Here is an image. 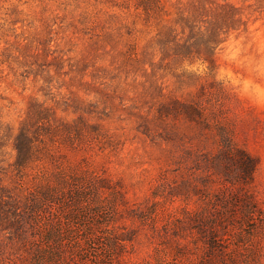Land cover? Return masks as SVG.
Listing matches in <instances>:
<instances>
[{"label": "rangeland", "instance_id": "obj_1", "mask_svg": "<svg viewBox=\"0 0 264 264\" xmlns=\"http://www.w3.org/2000/svg\"><path fill=\"white\" fill-rule=\"evenodd\" d=\"M138 3L0 0L1 200L19 201L1 203L0 264H264V0ZM228 6L246 28L211 65L198 31L164 55L165 32ZM225 147L253 159L245 184L212 166Z\"/></svg>", "mask_w": 264, "mask_h": 264}, {"label": "trees", "instance_id": "obj_2", "mask_svg": "<svg viewBox=\"0 0 264 264\" xmlns=\"http://www.w3.org/2000/svg\"><path fill=\"white\" fill-rule=\"evenodd\" d=\"M158 0H139L138 5L142 6V9L146 13V15H149V11L153 10L151 6L156 7ZM217 8H222L221 4H216ZM230 10H222V11H216V17L215 21L213 23L208 22L207 24H204V29L201 28L198 30L194 29L193 24H188L189 27V33L185 36L183 41L180 39H176L175 35L172 34L171 31L165 32L164 35H162L163 40V48H164V55L166 54V51L168 49H171L173 51L174 58H178L180 56H186L193 52V47L190 42V37L193 33L196 31L199 32L200 41L201 44H203L206 48V53L203 57V59L210 63V65L213 62V55H214V48L223 41L221 34L222 32H227L230 29H238L240 27L246 28L247 22L244 21L239 13L237 12L236 8L233 6H228ZM161 36V34H160ZM200 56V55H199ZM180 104V103H179ZM182 105V104H181ZM186 108H184V111H186L188 114H191V111H189L190 106L185 105ZM45 109H40L36 111V119H43V113ZM188 110V111H187ZM42 115V116H41ZM35 119V120H36ZM32 122V120L25 121L18 132L17 138L15 140V148L17 150V155L15 159V165L17 168H22L26 166L29 163L30 157L32 155V146H33V136L29 134V127L28 125ZM214 168L219 170L224 177H226V181H229L232 179L233 181H240L241 184H245L247 180H249L254 172L255 169V163L253 159H251L243 150L241 149H235L234 152L231 151L229 147H225L223 150H220L215 156H214ZM230 182V181H229ZM9 187L3 185L0 183V213H3L5 215L12 214L11 212L5 211V209L2 208L1 203H6V208L8 209H14L15 203L19 201H15L13 198L9 197L8 200H1V197L8 196ZM220 202H223V199L221 198ZM236 207V206H235ZM236 209H238L236 207ZM225 210V208H224ZM252 214H255L254 212H251ZM10 223V221H9ZM8 223V224H9ZM219 232L218 229H214L213 233H210L208 236L209 241V247L210 250L219 251L220 250V238L219 235L216 233ZM90 236V232L87 231V233L83 234V237ZM68 239V238H67ZM81 238L79 237L78 240ZM92 242V241H91Z\"/></svg>", "mask_w": 264, "mask_h": 264}]
</instances>
